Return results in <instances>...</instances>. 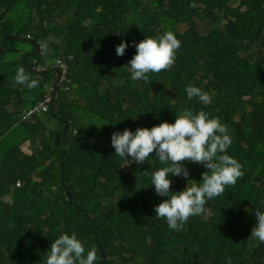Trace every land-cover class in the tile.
<instances>
[{"label": "trees", "instance_id": "obj_1", "mask_svg": "<svg viewBox=\"0 0 264 264\" xmlns=\"http://www.w3.org/2000/svg\"><path fill=\"white\" fill-rule=\"evenodd\" d=\"M20 5L38 33L32 50L16 58L25 40L9 18ZM169 30L181 41L174 65L147 83L131 81L133 42ZM49 37L44 57L37 41ZM122 42L129 46L118 56ZM56 58L70 66L69 90H58L49 112L23 119L54 79L52 68L37 70ZM20 66L38 88L14 85ZM189 85L211 102L189 101ZM185 109L227 126V154L244 176L173 231L154 212L168 197L144 173L165 165L155 152L143 164L116 156L111 137L175 123ZM2 141L0 264H43L63 233L95 247L96 264H264V244L250 238L255 209L264 211V0H0ZM27 142L30 152L22 149ZM184 166L198 183L209 171ZM169 179L172 192L188 186L183 177Z\"/></svg>", "mask_w": 264, "mask_h": 264}, {"label": "clouds", "instance_id": "obj_2", "mask_svg": "<svg viewBox=\"0 0 264 264\" xmlns=\"http://www.w3.org/2000/svg\"><path fill=\"white\" fill-rule=\"evenodd\" d=\"M47 24H44V27ZM38 33L35 30L27 35L31 40ZM37 41V49L41 56L47 57L50 53L49 42ZM5 46V45H4ZM2 46V49L5 47ZM127 42H122L116 48L118 56H123L128 48ZM136 54L126 66L130 72V80L133 82H149L150 73H160L170 70L175 63L176 53L181 47V41L172 31H166L158 37H147L140 43L133 42ZM1 52L3 53L4 51ZM61 61L68 68L67 79L63 80ZM55 66L51 69L57 75L55 69H60V87L53 99V88L56 84L47 88L44 99L29 109L23 119L30 120L35 115L47 113L51 109L53 101L57 98L60 89L69 90L70 66L65 59L56 58ZM43 75L45 67L37 70ZM57 79V77H56ZM14 85H22L29 91L39 87V81L31 78L23 66L16 70ZM191 101L198 98L203 104L211 102L212 97L202 89L189 85L184 90ZM50 99L48 110L33 112L37 106ZM175 123H161L151 129L138 128L135 132L130 129L113 133L111 145L115 149V155L122 159L135 161L136 164L145 163L149 156L155 152L161 165H165L155 171L144 172L150 176L151 184L155 186L156 194L168 197L154 208L155 217L166 220L170 230L181 231L191 217L201 216L205 213V205L211 199L221 196L226 187H234L238 180L244 176L242 165L232 156L227 154L232 140L226 125L221 124L218 118H209L208 114L200 110L193 112L185 109L176 113ZM69 128V123H66ZM66 128V129H67ZM66 131V130H65ZM57 138H59L57 136ZM186 162L202 164L206 171L202 174L201 182L188 180L189 171L184 166ZM183 177L188 180V186L177 192H172V180L169 176ZM19 184V185H18ZM21 186V181L17 182ZM256 225L251 231L250 238L264 244V211L255 209ZM98 259L97 249H86L75 233L69 235L63 233L51 243L50 250L44 258L43 264H96ZM104 259V255H102ZM228 264H231L229 258Z\"/></svg>", "mask_w": 264, "mask_h": 264}, {"label": "rangeland", "instance_id": "obj_3", "mask_svg": "<svg viewBox=\"0 0 264 264\" xmlns=\"http://www.w3.org/2000/svg\"><path fill=\"white\" fill-rule=\"evenodd\" d=\"M16 12H17V14H11L10 15L9 20L13 23L15 31L18 32V33H21L20 34L21 38H23L25 40V42H20L18 44V47L20 49H19V52H18L16 58H19L20 55L24 54L25 52H29V51L32 50V44H31L32 41L27 39V35L32 34L35 30H37L38 26L34 22H31V21L28 22L30 15L29 16H28V14L25 15L23 5H20L17 8ZM8 38H9V36H6L4 38L3 46L5 44V41ZM55 64H56L55 62H51V63L47 64L45 66V71H47L49 69V67L53 68L55 66ZM56 77H57V75H55V74H52V76L50 77V78H54V79L50 80L52 85L55 84ZM50 86H51V84L47 85L48 88H50ZM77 98L79 99V97H77ZM29 145H30L29 142H27L22 147V149L25 150L26 152H30ZM7 146H8V142L7 141H2L0 143V150H3V149L5 150ZM6 200L7 201H9V200L12 201V198L8 197Z\"/></svg>", "mask_w": 264, "mask_h": 264}, {"label": "built area", "instance_id": "obj_4", "mask_svg": "<svg viewBox=\"0 0 264 264\" xmlns=\"http://www.w3.org/2000/svg\"><path fill=\"white\" fill-rule=\"evenodd\" d=\"M59 64L61 65V67L63 69V80H66L67 79V71H68V68L61 61H59ZM49 101H50V99H47L46 101H44L43 103H41L39 106H37L35 108V110L33 112H39L40 110L47 111L48 110L47 104H48Z\"/></svg>", "mask_w": 264, "mask_h": 264}, {"label": "water", "instance_id": "obj_5", "mask_svg": "<svg viewBox=\"0 0 264 264\" xmlns=\"http://www.w3.org/2000/svg\"><path fill=\"white\" fill-rule=\"evenodd\" d=\"M2 51H4V48L2 49ZM54 71L57 73V79H56V84L53 88V99H54V96H55L57 89L60 87V69H55ZM67 127H68V125H66V128Z\"/></svg>", "mask_w": 264, "mask_h": 264}]
</instances>
